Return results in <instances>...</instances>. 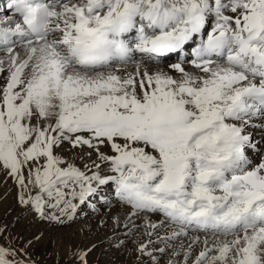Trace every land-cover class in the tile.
<instances>
[{"label":"snow or ice","instance_id":"snow-or-ice-1","mask_svg":"<svg viewBox=\"0 0 264 264\" xmlns=\"http://www.w3.org/2000/svg\"><path fill=\"white\" fill-rule=\"evenodd\" d=\"M0 173L17 222L114 193L111 235L65 264L133 236L136 264H264V0H7ZM42 235L0 224V264H37Z\"/></svg>","mask_w":264,"mask_h":264},{"label":"rangeland","instance_id":"rangeland-1","mask_svg":"<svg viewBox=\"0 0 264 264\" xmlns=\"http://www.w3.org/2000/svg\"><path fill=\"white\" fill-rule=\"evenodd\" d=\"M2 176L3 173H0V193L3 191L1 188L7 179L3 177L2 180ZM111 195H114V193ZM3 196L7 197L6 192L0 196V201L2 202L0 206V224H7L10 232L17 233L24 239H29L33 235L39 236L41 233L43 234L41 239L39 241L34 240L29 248L31 259L35 260L37 264H57L58 258L64 257L69 242L83 245L89 241L103 240L105 236L111 235L112 224L109 217L117 214L123 216L126 212L123 207L115 202L116 198L112 197L113 203L110 206L104 205L101 209H96V206H99V204H96L94 211L86 208L87 218H84L83 214H81L66 227H50L39 220L33 222L30 215L21 216L19 222H17L21 207L18 206L16 197L11 196L4 199ZM152 219L155 220L156 217L153 216ZM101 220L108 222L107 228L98 227ZM137 223L140 225L141 232H143V221L138 220ZM84 224H87V227ZM138 239L139 236H133V242L128 243L127 249L117 250L110 248L107 243L103 244L89 257L90 264H136V254L132 249L135 248V241ZM20 243L22 244L23 240ZM66 259L67 257H64L60 264H65Z\"/></svg>","mask_w":264,"mask_h":264},{"label":"bare ground","instance_id":"bare-ground-1","mask_svg":"<svg viewBox=\"0 0 264 264\" xmlns=\"http://www.w3.org/2000/svg\"><path fill=\"white\" fill-rule=\"evenodd\" d=\"M7 2V0H0V12H2L3 10H4V5H5V3ZM3 177H4V175L1 177L2 178V180H3ZM3 191L0 193L1 195L0 196H2V194L4 193V192H6V196L8 197V198H10L11 196L12 197H16V185H15V183H14V181H12L11 179H6V182H4L3 183V187L1 188ZM8 194V195H7ZM4 197V199H6L5 198V196H3ZM112 197H115L114 195H110L109 196V199L110 200H113L112 199ZM6 202V201H5ZM5 204V203H4ZM96 204H99V206H96V209L98 208V209H101L104 205H105V203H104V201H96ZM95 204V205H96ZM2 205V202L0 201V206ZM85 212H86V209H85ZM84 225H86L85 227H87V224H84ZM84 227V228H85Z\"/></svg>","mask_w":264,"mask_h":264}]
</instances>
